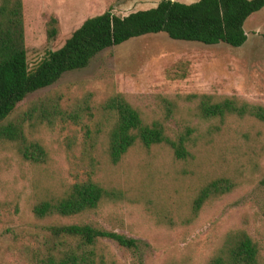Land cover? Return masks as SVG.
Masks as SVG:
<instances>
[{
  "label": "rangeland",
  "instance_id": "1",
  "mask_svg": "<svg viewBox=\"0 0 264 264\" xmlns=\"http://www.w3.org/2000/svg\"><path fill=\"white\" fill-rule=\"evenodd\" d=\"M161 1L23 0L28 64L35 68L48 52L62 48L89 18L109 10L127 16ZM53 16L59 30L49 40L47 24ZM245 31L248 40L241 48L177 41L162 33L135 38L30 94L12 122L21 123V112L40 101L83 118L79 124L58 119L50 128L38 119L25 123L28 140L45 148L41 164L24 160L17 144L0 147V264H19L17 250L28 239L17 235L33 229L31 205L36 198L62 193L89 178L121 198L66 223H88L139 241L134 250L109 239L101 242L118 264H208L225 234L238 229L258 243L264 258V124L250 118L206 122L197 102L187 99L237 96L264 106V9L248 19ZM117 94L147 122L163 120L171 111V136L186 126L198 129L202 135L191 149L192 158L177 160L165 145L137 146L113 164L105 136L112 117L103 114L101 106ZM87 107L89 112L84 111ZM210 123L220 125L221 132L208 136ZM87 131L98 138L90 140ZM222 177L235 179L237 187L209 201L193 217L190 203L200 188Z\"/></svg>",
  "mask_w": 264,
  "mask_h": 264
},
{
  "label": "trees",
  "instance_id": "2",
  "mask_svg": "<svg viewBox=\"0 0 264 264\" xmlns=\"http://www.w3.org/2000/svg\"><path fill=\"white\" fill-rule=\"evenodd\" d=\"M264 9V0H199L184 4L162 0L155 8L119 16L111 10L87 19L57 51H50L30 68L25 44L23 0H0V147L17 144L24 160L38 165L45 161L46 151L38 142L29 141L25 123L38 119L48 127L55 120L79 124V112H66L43 101L31 104L22 113V122H12L20 104L33 93L56 84L64 74L86 68L103 51L132 39L165 34L172 40L196 42L206 46L243 47L248 36L245 24ZM59 22L51 17L47 24L49 40L57 37ZM197 102L201 120L224 124L229 118H250L264 124V106L255 105L237 96L216 97L190 95ZM172 106V103L168 104ZM84 111L89 112L87 107ZM103 114L112 117L106 133L107 153L113 164L121 162L135 147L151 149L169 147L177 160L192 158L191 149L200 142L202 133L186 126L171 136L168 122L171 111L163 120L147 122L122 94L107 99L101 106ZM210 123L208 136L220 133V125ZM101 130L96 132L101 134ZM90 140H96L87 131ZM235 179L222 177L202 186L190 203V212L197 217L212 199L231 193ZM121 196L92 178L68 186L62 193H48L36 198L31 211L36 223L25 234L28 243L17 248L19 264H118L102 249L105 239L134 250L139 241L117 232L96 228L88 223H66L96 211L105 201ZM191 220V219H188ZM208 264H264L260 246L245 230H231L210 257Z\"/></svg>",
  "mask_w": 264,
  "mask_h": 264
}]
</instances>
